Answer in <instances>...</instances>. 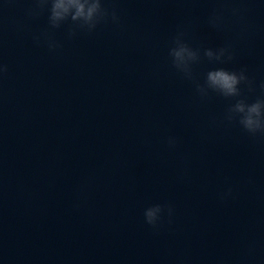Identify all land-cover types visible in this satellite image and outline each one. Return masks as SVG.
Returning a JSON list of instances; mask_svg holds the SVG:
<instances>
[{
  "label": "clouds",
  "instance_id": "clouds-1",
  "mask_svg": "<svg viewBox=\"0 0 264 264\" xmlns=\"http://www.w3.org/2000/svg\"><path fill=\"white\" fill-rule=\"evenodd\" d=\"M37 8L41 11L48 8V23L50 28L59 29L64 22L71 21L73 27L69 29V38L76 35L77 29L88 34L95 32L101 24H107L109 21L114 25L120 24V16L115 9L105 7V0H34ZM233 16H239L242 12L240 8H232ZM31 14V13H30ZM223 15L213 13L209 17V24L213 28H220L223 24ZM47 37V33L43 34ZM187 33L178 29L172 37L171 46L168 50V56L171 59V66L185 80L191 81L199 97L207 99L211 94H216L225 99L234 100L226 108L223 116V122L227 124H238L241 129L250 137L264 138V82L260 84L261 95L249 103L244 96L242 85L249 93L255 92V81L247 74V68L242 67L238 71H230L224 67L213 68L206 72L204 80L201 83L194 77V65L206 58L210 63L226 64L234 59V51L230 44L218 48L206 47L193 48L186 40ZM39 43L40 37H34ZM60 45L55 42H49V51H55ZM202 51V55H201ZM8 66L0 62V79L7 73ZM179 141L175 136L167 137V145L170 149L177 147ZM233 195V190L228 187L220 194L222 201L229 199ZM175 214V208L171 204L156 203L144 209V222L153 231H158L165 217L168 222H172Z\"/></svg>",
  "mask_w": 264,
  "mask_h": 264
}]
</instances>
